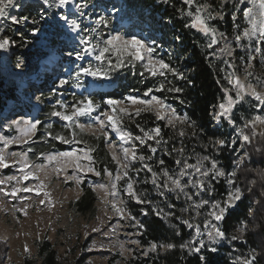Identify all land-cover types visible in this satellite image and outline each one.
<instances>
[{"label": "snow or ice", "instance_id": "obj_1", "mask_svg": "<svg viewBox=\"0 0 264 264\" xmlns=\"http://www.w3.org/2000/svg\"><path fill=\"white\" fill-rule=\"evenodd\" d=\"M163 3L168 4L170 0H162ZM45 6L56 8H64L69 4H73L76 12L81 16H84V8L88 7L85 2L83 4L75 2V0H42ZM182 3L187 6V11L184 9H177L183 15L189 17V22L185 24V27L196 29L203 35L210 37L207 47L211 49L214 45L219 43L218 37L226 39L224 33L218 32L217 29L210 23L213 20L220 19L223 20L225 17L226 6L231 4L233 8L243 12V19L246 24L242 29H240L235 35V41L237 46H243L242 41L247 40L255 42V47L249 48L247 60L245 62V80L248 77L254 75L253 61L259 57L261 60V65L264 67V0H218L217 5H212L208 2H201V0H182ZM247 3L250 7H245L240 9L239 6ZM17 7V0H0V19H10L12 24H26L29 22V17H14L10 16L8 13L9 8ZM194 8V11L192 9ZM43 15L40 16V20H43ZM40 20L32 19V24H38ZM59 20L67 24L73 33H79L84 31L87 34L79 36L80 48L77 51H68L66 55L69 57H74L76 60H81L84 56L93 57L100 64L96 67H80L74 73V78L76 83L73 87H82L81 77H93L94 79H107L109 73L119 67L125 65V63L132 64L135 66L136 62H143L141 67L143 71L140 75L143 77L145 72H147L152 77H163L167 81L168 85H172V81L168 80L167 74L171 73L176 79H183V74L179 69L173 68L169 63L165 62L163 58H155L153 53L155 49L149 44L145 43L143 40L136 38L135 36H126L120 34L119 32L113 34L112 32L107 33L105 38L104 29L110 27L109 19L104 15H99L98 19L94 21V26L91 28H83L75 19H69L65 14L59 15ZM232 20L236 21V13L232 12ZM40 31L38 27L33 28L31 31L32 36H36ZM95 40V43L93 42ZM15 41L9 37H0V51H8L10 46H15ZM154 43V41H153ZM27 42L25 41V45ZM224 51V49H220ZM214 54V53H213ZM112 57L115 58L113 62ZM225 63H228L225 61ZM107 65L106 67H101L100 65ZM229 67H233L232 64H228ZM223 71V69H221ZM225 79L231 88L224 87L222 91L224 92V99L218 105L214 106L216 109L213 112V119L220 122L221 119L227 120L228 124L236 129L237 135L242 138L243 143H251L252 139L257 135L255 131V126L257 124H264V116L254 115L251 119H246L243 127H239L236 124L233 116V109L237 105H242L245 101L246 96H250L255 103L253 107L257 111H264V94L258 92L251 83L245 84L240 80L236 73L229 72L226 74ZM219 83V81H217ZM264 83V80H261ZM69 84L68 79H60L58 87H63ZM153 91L169 93H180L183 90L180 87L169 86L166 87L164 82H160L158 87L154 90L149 88L144 92V96H149ZM235 92L233 97L230 93ZM127 101L128 103H125ZM125 101L108 99L104 103L107 104L111 112H100L99 115L92 118V123L81 122L80 118L84 116H89L91 113L95 112L96 109L100 107L98 103H95L89 96H84L83 98L73 97L72 103H67L62 100L57 99L54 104L51 105V111L46 114V118L51 121L52 118H58L59 121L63 122V129L66 132H54L53 124L51 122L43 124L44 133L41 136V140L47 143L49 140H55L63 144H73L80 145L85 144L84 148L73 147L71 151H41L35 152L31 146V143H35L33 140L36 132L39 130L38 126L42 124L39 119L35 120H13L9 127H15L19 135L13 136L11 138L0 135V170L16 167V171L19 175L7 176L4 179H0V186H7L12 182H15L14 186L7 190L6 187H0V193L6 197H11L15 199L17 194L20 192L29 193L33 192L37 196L41 194V191L45 188L43 181L40 180L39 173L48 168L49 165H54V170L56 172L65 171L69 168L74 169L78 173L87 174L89 172L96 176H101V171L98 170L95 165V160L91 153H93L96 148L95 146L87 145L83 136L85 130L95 132L96 126H98L100 134L103 135L105 142L109 143L110 136L109 132H114L116 137L122 142L120 147V153L122 154V160L117 158V155L113 153L112 159L116 162L117 167L115 174L110 171L107 167L103 169V175L108 178V184L99 185L100 188L105 189V195L113 197L111 201V208L113 212L121 220H134V217L127 211L125 206V201L123 199H116L120 195V181L124 180L123 193L128 196L130 200L134 201L136 204L150 203L147 201L134 187V181L129 176L130 171H135L137 174L143 169L151 173V182L158 194L162 198H167L168 193H173L176 199H180L181 196L184 197L186 202H190L188 207L184 208L183 212L194 211L195 216L191 219H183L182 217H177L180 223L187 226L189 229L194 230V234H191V239L181 244L182 250L187 249L190 253H199L202 248L205 247V241L201 237L207 236L208 242L211 245H216L220 241L225 239L230 240H243L244 233L247 225L241 222L240 227L236 229L239 235H233L231 237L226 236L225 229L221 226L222 222L225 221L226 217L230 215V209L237 206L236 202L241 199L242 192L240 188H234V190H229L226 198L223 200H208L200 199L198 201L193 200L194 196H201L202 194H207V196H212L215 191L212 181H217L221 178L226 180L228 185L234 184V177L236 176L235 171L226 172L221 167L218 166L217 161L209 155H205L202 158H198L196 163H189L187 158L184 157V148L173 149V151L178 152L181 158L175 159V164L177 166V171L170 172L167 169H162L159 173L153 170L152 165L146 163V161L152 159L151 156H145L139 154V149L137 143L141 148L147 147L148 151L155 155L158 151V146L162 143H167V141H162L161 139V128L156 127L150 130L140 129L142 135H133L131 131H127L124 128L125 118L131 120L133 119V113L130 112L129 106H136L135 115H139L141 112L150 111L154 112L157 120H167V124L175 130L176 123L188 124V127L195 128L194 123H189L186 116L177 115L175 109L170 108L165 101L155 95H151L150 99H138L135 97H125ZM124 105L123 107H117L119 105ZM251 128L250 134H245L244 129ZM180 137L186 135L183 129L178 132ZM264 137V133H260ZM99 139V136L95 137ZM148 141L153 143L149 144ZM31 142V143H30ZM228 142L225 139L210 141V146L216 149H223ZM232 144L236 143V140L231 141ZM123 144H128L130 147H123ZM12 145H28V147L23 151H9ZM155 145V146H154ZM110 147H115L109 143ZM29 153H33L36 161L39 163H34L30 157ZM171 152H165V155H171ZM81 161H87V164H82ZM137 161L141 162L139 168H132V165ZM205 162L208 165L206 166ZM160 165L164 164L163 160H159ZM184 178H187L186 181ZM37 180L34 187H28L25 182L28 180ZM79 182V177L76 178ZM184 181V182H182ZM23 185V186H22ZM192 189L193 191H188ZM45 197L50 194L46 191L43 193ZM44 201L42 200L41 203ZM50 202V201H49ZM207 206V211L203 214L201 209ZM168 208H174L175 205L168 204ZM158 216L163 213V209L157 210L153 208ZM142 214L147 215V212ZM164 215L172 216V212H168ZM203 215L202 227L200 222H195L196 217ZM124 225H113L110 229L111 233H114L117 227H123ZM133 227H141V225L133 224ZM93 231H99L98 228H93ZM140 233L137 232L136 235ZM109 235V233H105ZM176 235H180L177 231ZM130 243L138 244V241L132 240ZM123 248V246H121ZM163 248L165 250H170L175 247L174 244L168 243L163 245H157L156 243H151L150 247L144 252L147 255L149 252H155L157 248ZM103 249V245H100ZM93 248H89L88 251H92ZM25 251L28 249L25 247ZM209 252L215 253L217 248L215 246L208 248ZM202 264H208L205 256L201 255L199 257ZM260 264L257 258L255 250H251L248 253V258L236 257L233 264Z\"/></svg>", "mask_w": 264, "mask_h": 264}, {"label": "trees", "instance_id": "obj_2", "mask_svg": "<svg viewBox=\"0 0 264 264\" xmlns=\"http://www.w3.org/2000/svg\"><path fill=\"white\" fill-rule=\"evenodd\" d=\"M123 4L124 11H127L130 18L131 15L140 16L142 19L143 12H148L147 19L153 22L155 17H158L160 23L157 24V29L160 37L162 33L168 32L174 41L175 52L174 59H165V62L169 63L171 67L179 69L183 74V79H176L167 74L168 80L172 81V85H168L167 81L163 77H152L147 72L142 77L140 72L143 71L141 63L136 62L135 66L129 63H125L124 66L119 67L109 73V77L106 79L113 84L112 91L105 95L99 94L97 98L91 97L96 102H101L108 99L124 101L125 97H140L144 98V92L151 88L158 87L160 82H164L166 87L176 86L180 87L183 91L180 93H169L153 91L150 95H155L170 104L175 109L177 115L186 116L189 123H194L195 128L188 127V124H182L180 127H175V130L169 126H166L160 120L156 119V116L150 112H141L139 115H135L133 119L129 120L125 118L124 128L127 131H131L132 134L142 135L140 129L150 130L156 127L161 128V139L167 141L158 146L160 153L153 155L148 149H141L142 155L151 156L152 159L146 161V163L152 165L153 170L159 173L162 169H167L170 172L174 169L175 159H177L179 153L173 151V149L184 148V153H198L207 154L211 153V156L218 160L223 168L230 172L232 170V158L235 146L229 150L228 143L223 149H213L210 146V141L220 140L226 138V133L229 131H235L236 129L229 125L227 120H222V131H216L213 128V112L216 110L214 106L218 105L224 99V92L222 88L228 87L225 76L227 73L232 72V68L228 64H232V59L224 60L214 57V52L219 48L221 42L225 40H231L233 36V24H237L232 20L231 13L234 11L232 7L226 6L225 17L223 20L219 18L211 21L218 32L224 33L226 39L220 38L219 43L214 45L211 49L207 47L210 37L203 35L201 32L185 27V24L189 22V17L183 15L177 9H184L187 11V6L182 3V0H170V3L165 4L162 0H120ZM201 2H208L212 5H217L218 0H201ZM88 11H95L99 5H95L93 0H88ZM105 9L109 8L108 3H100ZM194 11V8L192 9ZM126 12V13H127ZM63 14L61 10L55 6H45L42 1L34 2L32 0H17V7L13 8L12 15L14 17H29V22L26 24H12L7 22V29L4 31L5 37H9L14 40V50L9 53V63L12 67L23 60L26 64V69L31 73L37 68V62L45 56V52L42 50H35L34 46L41 40L40 34L47 35L48 45L50 47L59 50L60 54L67 52V47L62 45V25L59 20V15ZM43 15L44 19L40 20V16ZM40 20L38 24H32V19ZM95 20V19H92ZM94 23V21H93ZM93 23L89 26L85 25V22L81 23L83 28L93 27ZM38 27L40 31L36 36L31 35L33 28ZM84 32V31H83ZM87 33H81L86 35ZM80 35V36H81ZM170 38V37H169ZM60 40V41H59ZM25 41L27 44L25 45ZM167 45L162 44L166 53ZM77 47V46H76ZM55 50V51H56ZM70 51H76L70 49ZM74 58V57H73ZM180 58V59H179ZM113 62L115 58L112 57ZM82 60V59H81ZM182 60V62H179ZM236 60V59H235ZM234 60V61H235ZM227 61L228 63H225ZM80 63V62H79ZM100 62L92 63L89 59L82 62L80 67H96ZM106 67L107 65H100ZM180 66V67H179ZM223 69V71H221ZM219 81V83H217ZM82 83V82H81ZM72 83L71 85L73 86ZM86 82H83L84 86ZM7 83L0 77V110L3 102L14 98L12 93L6 91ZM79 99L78 96H75ZM38 98L42 102L43 107L39 112V120L42 122L38 126L39 130L36 132L31 146L35 152L51 151L60 152L67 151L69 148L67 145L55 140H49L44 143L41 140V136L44 133L43 124L50 122L46 118V114L51 111V107L47 105V98L53 101L57 100L56 95H51L48 89H40ZM68 102H73V97H67ZM257 103L252 98L247 97L242 105H237L233 109L234 120L237 126L243 127L246 119H251L256 114H262L263 111H257L253 105ZM53 124L52 131L54 132H66L63 129L62 124L55 122L51 119ZM183 129L186 133L184 137H180L178 132ZM84 140L89 146H95L96 150L91 153L95 160V167L101 171L103 177V169L107 167L110 171L115 173L117 164L113 161L112 157L108 153L105 141L99 137L96 139L94 136H83ZM86 146L85 144H82ZM155 146V145H154ZM28 147V145H27ZM171 152V155H165V152ZM215 153H218L216 155ZM29 157L35 160L33 153H29ZM159 160H163L164 164L160 165ZM40 162V161H37ZM260 163H264V155L260 158ZM256 172H252L249 168H244V171L239 175L240 179L250 181V178H255V186H253L254 193L258 196L257 207L255 213L250 216V207L247 204V200H243L238 203L235 210L230 211L225 221L221 226L226 231V236L230 237L234 231L240 227L241 222L247 225L246 234L243 240L238 243H232L228 247H219L215 253L209 252V247H204L199 253H190L187 249L182 250L180 245L191 239L190 231H188L184 224L180 223L177 217H182V206L171 198V203L175 205L172 210L173 215L167 216L163 210V213L158 216L153 208L162 209L160 201L153 195L152 188L148 183V174L139 172L131 173V178H136L134 187L138 193H140L150 203L136 204L130 200L128 196L124 198L127 201V209L134 219L138 221L136 232H139L138 242L142 249V252L150 247L151 243H156L158 246L163 244L172 243L175 245L170 250H163L158 247L155 252H149L147 255L134 253L133 256L123 261V264H202L199 257L205 256L208 264H233L236 257L248 258V253L251 250H255L257 258L260 264H264V168H256ZM246 171V174H245ZM251 176V177H250ZM238 178V180H239ZM237 180V181H238ZM221 179L214 185V193L217 196L216 199H222L226 196V188ZM125 181L120 182V188L123 189ZM97 198L93 191L89 187L83 186L82 195L71 203V208L79 215L86 216L94 213L95 203ZM147 212V215L142 214ZM179 231L180 235H176ZM35 245V256L33 258L25 257L22 264H86V257L74 260L72 262H66L61 259L55 250L54 246L47 239L37 240ZM238 264V262H237Z\"/></svg>", "mask_w": 264, "mask_h": 264}, {"label": "rangeland", "instance_id": "obj_3", "mask_svg": "<svg viewBox=\"0 0 264 264\" xmlns=\"http://www.w3.org/2000/svg\"><path fill=\"white\" fill-rule=\"evenodd\" d=\"M32 1L37 2L42 0ZM87 1L88 0H75V2L81 4L85 2L87 3ZM93 1L95 5L97 4L100 7H97L95 11H88V7L84 8V16H81L78 12H76L73 4H69L64 8L57 9L61 10L63 14L69 17V19L77 20L80 25L81 23L85 22L86 26H89L91 23H93V21L98 19L99 15H104L110 21V27L108 29H104L105 38L107 33L109 32H112L113 34L119 32L120 34L126 36H135L136 38L143 40L145 43L149 44L155 49L153 53V56L155 58H163L164 60H169V58L174 59L175 56L173 55V53H176V48L173 38L168 32L162 33L163 36L160 37L157 31V29H159V26H157V24L160 23L158 17H155L152 27V23L147 19L148 12H143L142 19L144 20V22L142 23L140 21V16H135L133 14L130 18L128 12L124 11L123 4L120 0ZM103 2L109 3L110 7L105 9L100 4ZM228 6L232 7L231 4H229ZM245 7H250V5L245 3L239 6L240 9H243ZM233 9V12L236 13L237 24H233L232 29L234 32L232 39L221 42L219 48H217V50L214 52V57L224 60L232 59V72L234 71L242 82H244L245 84L251 83V85L255 87L258 92L264 94V83H261V80H264V67H262L259 57H257L253 61L252 71L254 72V75L248 77V79L245 80V62L247 60L249 48L251 47L254 49L255 42L253 41L250 44L249 41L245 39L241 42L243 46H237L235 35L240 29L246 26V24L243 19V12L235 8ZM12 10L13 8L8 9V13L10 16H13ZM125 18H128L130 21H127L126 23L124 21ZM7 22H11V20L0 19V37H5L4 31H6L7 29ZM60 23L62 25L61 29L63 32L62 38H60L63 43L62 45L67 47V52L70 51V49L74 50L75 48L76 51L79 50V36L81 35V33L83 34L85 32L80 31L78 34L73 33L67 26V24L62 21H60ZM237 25L240 26V29L237 28ZM126 26H129L128 29L126 28ZM130 26L133 27L131 28ZM133 28H135L136 30ZM45 38L47 39V35L40 34L41 40L36 44V46H34L35 50L39 49L45 52V65L58 66L59 62L62 61L60 63L61 65L59 66L60 78L57 79L55 85L48 87L49 93L51 95H56L57 99L70 104L71 102H68L67 97L72 98L74 96H78L79 98H83L84 96H89L90 98H97V96L101 92H103V90L105 91L112 88H109L110 82H108L106 79H94L93 77L80 78L82 83L86 82L85 92L83 91L82 87H73L71 84L76 83L74 73L78 70L79 65L87 59H89L92 63L94 62V64L98 61L90 56H84L82 60H76L73 57L67 56L66 53L60 54L58 52L59 50H56L55 48L48 45L47 40H44ZM218 40H220V37H218ZM93 42L95 43V40ZM162 44L167 45V47L165 46L167 51L166 53H164L165 50L163 49ZM220 49H224V51H220ZM13 50L14 46H10L8 51H0V77L7 83L6 91L8 93H12L15 97V100L10 99L3 102L0 110V135L9 138L19 135L15 127H9L13 120L39 119V112L36 111V108H42L43 104L42 102H40L35 92L29 90L32 84L35 85L40 83V86L43 85L42 77H44L43 75L48 74L46 71H41L40 73H38L40 70L38 66L39 61L37 62L36 70L31 73L26 69V64L23 60H20L16 67H12L8 59L9 53H11ZM64 62H66L67 64ZM179 62H182V60H180ZM139 63L142 64L143 62ZM39 74L41 75V78L38 77ZM55 78L56 75L52 74L51 78L48 80V82L44 83V85L47 86L50 81ZM62 78L68 79L69 84L64 85L63 87H58L59 80ZM36 80L37 82L35 83ZM230 94L233 97L235 96L234 91ZM247 97L250 96H246L245 100ZM135 98L147 100L151 98V95L144 98ZM104 101H101L100 103L96 102L100 105V107L89 116L81 117V122L92 123V118L99 115L100 112L110 113L111 109L107 104L104 103ZM27 103L30 105H28ZM54 103L55 101L47 98L48 106L51 107V105ZM125 103L128 102L125 101ZM167 105L172 108L170 104ZM123 106L124 105L122 104L117 107L119 108ZM135 108L136 106H129L128 109L133 113V117L135 116ZM152 113L154 114V112ZM256 115L264 116V111L262 112V114ZM52 120L63 125V122L59 121L58 118H52ZM222 120L224 119H221L220 122H217L215 119H213V128L216 129V131H222ZM160 121L166 126H169L167 124V120ZM180 126H182V124L177 122L175 127ZM251 130V128H245L244 132L245 134H250ZM255 131L257 135L252 139L251 143H243L242 138L237 135L236 130L226 133L229 150H231L232 147L235 146L233 153H231L233 168L230 172L235 171L236 176L233 178L234 184L231 186L226 183L225 179L221 178V180L223 181L222 183L226 188V196L229 190H234V188L237 187L241 189L242 196L241 199L236 202V204L238 206L239 202L247 200V204L250 207V216L255 213L254 211L258 203V196L253 191V186H255V178H250V181L246 182L245 178L240 179L239 175L242 174L244 168L251 169L253 173L257 171L256 168H264V163H260V158L264 155V137L260 135V133H264V124H257L255 126ZM84 135L94 137L99 136L105 141L103 135L99 132L98 126H96L95 132L85 130ZM109 136V143H111L115 147H110L109 143L105 142L108 153L111 157L113 153H115L117 155V158L122 160V154L120 153L122 142L116 137V134L114 132L110 131ZM232 140H236V143L232 144ZM136 143L139 149V154L141 153V149L147 150L146 146L141 148L138 142ZM148 143L151 144L153 142L148 141ZM65 145H67L69 148L67 151H71L73 147H85L82 144ZM123 147H130V145L123 144ZM26 148L27 145H12L9 151H23ZM216 149H219V147L217 146ZM160 152V150L157 151V153ZM215 154L218 155V153ZM205 155L211 156V153L200 155L198 153H191V155L189 153H184L183 158H187L189 163L194 164L196 163L198 158H202ZM177 158H181L180 154ZM32 161L34 163H39L34 160ZM216 161L218 163V166L225 170L221 163L218 160ZM81 163L87 164V161H81ZM205 164L206 166H210L207 164V162H205ZM140 165L141 162L137 161L132 165V168H139ZM177 170V166L174 163V169L172 170V172ZM133 172L136 173L134 170L130 171L129 176H131V173ZM140 172L149 175L148 183L152 188L153 195L159 199L160 205L165 213L172 212L171 209L173 208L167 207V205L171 203V198L177 201V203L181 204L182 210L188 207V204L190 202H186L183 196H181L180 199H176L173 193H168L167 198H162L151 182V173L147 172L146 169H143ZM11 175H19V173L16 171V167L0 170V179H4L7 176ZM39 177L45 185V188L41 191V194L39 196H37L33 192H20L17 194V197L13 199L11 197H6L2 193H0V264H22L25 257L33 258L35 256L34 243L35 241L42 239H47L48 241H50V243L57 251L59 257L66 262H72L84 256L86 257V264H123V261L133 256L134 253L144 255V252L147 249L142 252L139 243H130V241L132 240L138 241V235H136V227L132 226L133 224L137 225L138 221L136 219H119L111 208V201L113 200V197L106 196L105 189L99 187V185L101 184H108L107 177L96 176L91 172L87 174L78 173L72 168L58 173L54 170V165H49L46 170L41 171L39 173ZM77 177H79V182H77ZM132 179L134 181L136 178L133 177ZM186 179L187 178H184L185 181ZM37 183H39V181L31 179L25 182L28 187H34ZM217 183L218 180L212 181L213 185ZM14 184L15 182H12L7 186L0 187H6L7 190H10V188L14 186ZM83 186L89 187L97 198L94 213L86 216L77 214L71 208V203L82 195ZM45 191L50 194L48 197L44 196L43 193ZM188 191L191 192L193 190L188 189ZM215 194L216 193L213 192L212 196L209 197L205 193L201 196H194L193 200L198 201L202 198L208 200H223L224 198H226L225 196L222 199V195H220L221 199H216L217 196ZM124 198H126V195H124L123 191L121 190L120 195L116 199H123L127 208V201ZM42 200L44 201L43 203H41ZM237 206L233 209H230L229 211L235 210ZM182 210L181 215L183 219H191L192 216L196 215L194 211L183 212ZM200 211L202 214L206 212L207 206H205V208L201 209ZM202 221L203 215L196 217L195 222H200L201 227ZM113 225L124 226L117 227L115 232L111 233L110 229ZM185 227L188 231H190L191 234H194L193 229H189L187 228V226ZM93 228H98L99 231L94 232ZM105 233H109V235L106 236ZM245 234L246 230L244 235ZM233 235L238 236L239 233L235 230ZM201 238L204 239L206 247L215 246L217 249L219 247H228L233 242L238 243L241 241L225 239L224 241L218 242L216 245H211L209 244L206 235ZM100 245H103V249L100 248ZM121 246H123V248ZM25 247H27L28 249L27 252L25 251ZM89 248H93V250L88 251Z\"/></svg>", "mask_w": 264, "mask_h": 264}, {"label": "bare ground", "instance_id": "obj_4", "mask_svg": "<svg viewBox=\"0 0 264 264\" xmlns=\"http://www.w3.org/2000/svg\"><path fill=\"white\" fill-rule=\"evenodd\" d=\"M124 20H128L127 18H125ZM126 22V21H125ZM127 23V22H126ZM129 27V26H128ZM128 27L126 26V28L128 29ZM131 28L133 27V26H130ZM133 29H135V28H133ZM47 66H49V65H47ZM52 66V65H51ZM50 67V66H49ZM57 66H53V70L56 68ZM43 81H45V76L44 77H42V83H43Z\"/></svg>", "mask_w": 264, "mask_h": 264}]
</instances>
